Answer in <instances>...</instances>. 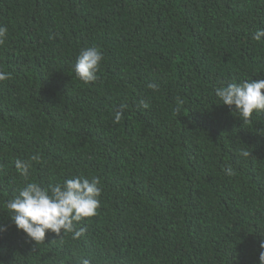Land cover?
Returning <instances> with one entry per match:
<instances>
[{"label": "trees", "instance_id": "trees-1", "mask_svg": "<svg viewBox=\"0 0 264 264\" xmlns=\"http://www.w3.org/2000/svg\"><path fill=\"white\" fill-rule=\"evenodd\" d=\"M0 25V264H260L264 114L245 122L215 88L264 79V0H0ZM89 46L104 59L84 84ZM32 156L42 186L100 179L78 239L35 243L10 219Z\"/></svg>", "mask_w": 264, "mask_h": 264}, {"label": "clouds", "instance_id": "clouds-1", "mask_svg": "<svg viewBox=\"0 0 264 264\" xmlns=\"http://www.w3.org/2000/svg\"><path fill=\"white\" fill-rule=\"evenodd\" d=\"M8 29L0 25V45L4 44ZM264 37V29H259L253 35V39L260 42ZM104 56L97 46L82 48L76 57L73 71L78 80L84 84H92L98 79L101 62ZM11 74L0 70V81L10 79ZM148 87L153 91L159 90V85L149 83ZM215 96L221 104L234 109L239 116L248 122L255 114H264V79H251L240 82L221 84L215 88ZM140 106L149 107L146 100H141ZM177 108L174 114L179 112L183 100L176 99ZM126 103H121L120 110L113 114L114 122L122 118ZM242 156H249L248 151H243ZM39 157L32 156L29 160L16 158L14 167L25 183L17 193L6 201V208L10 211V219L18 230H22L30 241L44 242L46 233H54L58 237L71 234L72 239H78L84 229H76V224L85 218L93 217L100 207L102 193L101 181L98 177L72 176L62 183L42 186L40 183L29 179L32 161ZM225 174H234L231 166L224 169ZM7 230V226L0 225V233ZM264 249V241L261 242ZM260 264H264V251L259 255ZM60 264H64L63 261ZM81 264H91L90 260L83 259Z\"/></svg>", "mask_w": 264, "mask_h": 264}]
</instances>
